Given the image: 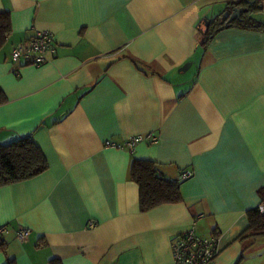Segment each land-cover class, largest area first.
<instances>
[{
    "label": "crops",
    "instance_id": "0c3cea01",
    "mask_svg": "<svg viewBox=\"0 0 264 264\" xmlns=\"http://www.w3.org/2000/svg\"><path fill=\"white\" fill-rule=\"evenodd\" d=\"M227 1L0 0V143L30 135L48 162L0 186V264H175L189 228L218 236L211 264H264V235L239 237L264 203V1L261 28L223 26L203 45ZM36 31L55 53L12 63ZM138 134L132 149L107 144ZM133 158L177 180L182 200L141 211Z\"/></svg>",
    "mask_w": 264,
    "mask_h": 264
},
{
    "label": "trees",
    "instance_id": "16d2710c",
    "mask_svg": "<svg viewBox=\"0 0 264 264\" xmlns=\"http://www.w3.org/2000/svg\"><path fill=\"white\" fill-rule=\"evenodd\" d=\"M259 0L227 1L225 10L243 7L239 18L227 22V18L220 12L210 20L204 29L206 45L213 34L223 26L236 25L244 28H261L263 25L254 20L252 13L263 9ZM11 31V16L8 11H0V48L6 42ZM6 96L0 87V103ZM48 162L38 145L30 135L21 136L8 143H0V186L29 179L45 171ZM130 178L139 186V209L149 210L163 203H175L182 200L179 182L161 175L154 161L133 158L129 168ZM263 190V188H262ZM260 189V191H262ZM248 226L239 235L240 238L264 235V212L259 206L247 210ZM0 250L5 253L4 242L0 241ZM56 260H51L55 264ZM5 264H16L13 257H7Z\"/></svg>",
    "mask_w": 264,
    "mask_h": 264
},
{
    "label": "built area",
    "instance_id": "2783aa9c",
    "mask_svg": "<svg viewBox=\"0 0 264 264\" xmlns=\"http://www.w3.org/2000/svg\"><path fill=\"white\" fill-rule=\"evenodd\" d=\"M56 51L52 33L49 31H36L24 43L14 46L11 50L12 63H27L39 66L49 60V55ZM150 136V135H149ZM148 135L138 134L128 138L123 143L107 142L112 146L132 149L138 142L146 139ZM191 170H186L183 178L189 177ZM264 212V203L259 205ZM6 226H0V235L6 232ZM30 233L28 227H21L16 232L19 241H25ZM172 258L175 264H211L218 253V236H201L193 228H189L171 242Z\"/></svg>",
    "mask_w": 264,
    "mask_h": 264
},
{
    "label": "water",
    "instance_id": "95a60500",
    "mask_svg": "<svg viewBox=\"0 0 264 264\" xmlns=\"http://www.w3.org/2000/svg\"><path fill=\"white\" fill-rule=\"evenodd\" d=\"M243 10H247V8H243V7L236 6L231 11H228V10L224 11L223 16L225 18H227V22H230V21H232L235 18H239L240 17V14H241V12ZM189 65H190V62H186L180 68H181V70H184Z\"/></svg>",
    "mask_w": 264,
    "mask_h": 264
},
{
    "label": "rangeland",
    "instance_id": "374dc122",
    "mask_svg": "<svg viewBox=\"0 0 264 264\" xmlns=\"http://www.w3.org/2000/svg\"><path fill=\"white\" fill-rule=\"evenodd\" d=\"M264 0H262V2H263ZM215 7V8H219L220 7V4H218V3H209L207 6H205L207 9L209 8V7ZM208 11H209V9H208ZM207 12V11H206ZM210 12V11H209ZM209 12H207V14L209 13Z\"/></svg>",
    "mask_w": 264,
    "mask_h": 264
}]
</instances>
